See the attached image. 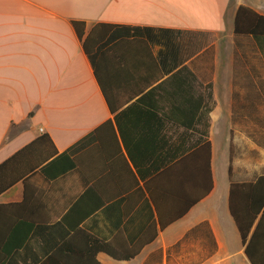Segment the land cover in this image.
Masks as SVG:
<instances>
[{
  "label": "crops",
  "instance_id": "1",
  "mask_svg": "<svg viewBox=\"0 0 264 264\" xmlns=\"http://www.w3.org/2000/svg\"><path fill=\"white\" fill-rule=\"evenodd\" d=\"M241 4L264 15V0H0V162L43 133L62 152L110 121L76 172L49 181L34 172L26 189L19 180L0 193V205L13 204L0 207L13 264H37L77 222L119 253L139 246L129 259L99 252L101 264H250L228 189L264 174V39L234 34ZM72 19L139 27L109 44L118 43L102 76L113 113ZM218 127H230L233 148L252 127L258 155L241 168L232 152L226 177ZM145 182L171 221L163 228ZM94 189L108 200L79 221Z\"/></svg>",
  "mask_w": 264,
  "mask_h": 264
},
{
  "label": "trees",
  "instance_id": "2",
  "mask_svg": "<svg viewBox=\"0 0 264 264\" xmlns=\"http://www.w3.org/2000/svg\"><path fill=\"white\" fill-rule=\"evenodd\" d=\"M71 25L81 42L82 49L88 57L94 76L100 86L102 94L107 102L109 110L115 112L102 76L108 61L107 55L111 51L109 46L117 45L114 40H125L136 37L139 27L96 22L87 28L84 20L72 19ZM233 31L236 35H248L257 40L264 39V15L256 12L247 5H239L235 17ZM150 53V52H149ZM151 61L158 69V64L153 56ZM178 70H189L187 65H182ZM154 80V79H153ZM151 81L149 85L152 84ZM110 121L107 120L99 127L87 133L84 137L72 144L62 152L54 147L48 133L37 136L17 152L0 162V193L21 180L25 189L29 183L31 174L39 173L49 181L66 170L77 171L80 159L85 153H91L95 144H99L100 134H107ZM96 140L97 143H94ZM51 145V152L43 149L44 143ZM230 159L233 152V144L230 140ZM231 166H229L230 170ZM151 181V180H150ZM134 183H138L134 180ZM148 198L158 212L160 228L167 226L171 221H164L159 215L155 192L150 188L149 182L144 183ZM92 190L86 191L91 193ZM99 196L93 207L82 212L79 221L94 211L98 206L107 202V193L94 189ZM84 194V195H86ZM76 202L73 207H78ZM13 204L0 205V207H12ZM190 206V205H189ZM189 206L184 207L175 218L181 217ZM11 209V208H10ZM228 210L240 240L244 247V254L250 264H264V174L259 175L254 181H230L228 189ZM65 219V218H64ZM70 231L65 232V237L56 242L42 258H38L37 264H101L96 255L99 252L108 254L115 259H129L134 257L139 249L137 246L129 253L115 251L110 241H105L84 228L71 225ZM8 230H12V223H0V264H13L11 252L14 248L13 239ZM8 234V237L6 235Z\"/></svg>",
  "mask_w": 264,
  "mask_h": 264
},
{
  "label": "rangeland",
  "instance_id": "3",
  "mask_svg": "<svg viewBox=\"0 0 264 264\" xmlns=\"http://www.w3.org/2000/svg\"><path fill=\"white\" fill-rule=\"evenodd\" d=\"M216 131V144L218 145L215 164L217 170L222 172L223 177L228 174L230 147L228 142V131L230 127H218ZM248 137L252 138V127H245V138L238 141L233 148V153L239 157L238 165L245 168L258 156L255 149L252 148V141H248ZM264 144V143H261ZM263 146V145H262Z\"/></svg>",
  "mask_w": 264,
  "mask_h": 264
}]
</instances>
